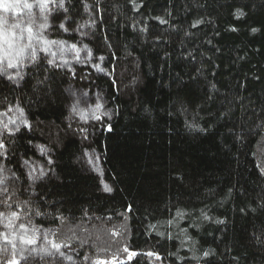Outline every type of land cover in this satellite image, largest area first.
Wrapping results in <instances>:
<instances>
[{
	"label": "trees",
	"instance_id": "1",
	"mask_svg": "<svg viewBox=\"0 0 264 264\" xmlns=\"http://www.w3.org/2000/svg\"><path fill=\"white\" fill-rule=\"evenodd\" d=\"M41 8L45 33L90 58L67 70L40 51L22 79L0 76V129L20 126L0 157V233L39 230L21 253L0 235V264H264V0ZM70 86L100 94L110 117L69 120ZM24 160L46 175L29 179ZM45 233L73 259L40 252Z\"/></svg>",
	"mask_w": 264,
	"mask_h": 264
},
{
	"label": "rangeland",
	"instance_id": "2",
	"mask_svg": "<svg viewBox=\"0 0 264 264\" xmlns=\"http://www.w3.org/2000/svg\"><path fill=\"white\" fill-rule=\"evenodd\" d=\"M48 2L50 3L52 2V0H48ZM42 3L43 0H3V3H0V31H3L6 36H8L12 32L16 33V36L11 37V39L14 41L13 48L9 50L11 52V56L15 58L16 51L19 48H25L22 57L23 63H18L17 67L15 68L7 69L8 74L17 73L19 72V69H21L20 66L28 64L30 60V53L33 51V49L36 50V53L38 55L43 48H47V52H42L49 53L52 57L54 56V62L67 70H71L74 66H76V64L85 63V61H88L90 58L87 51L83 48H72L65 42L60 43L56 41L57 43H48L49 41L54 40H52L45 33V27H42V25L47 24V15L46 17L42 16L43 11L40 6ZM26 5H30V7H27ZM44 5L46 6V4ZM39 20L44 22H37ZM15 25H20V27H14ZM29 26L32 29L31 36H29V33L27 31V28ZM0 44H2V41H0ZM29 44L31 45V47H25ZM3 47L5 49L7 48L6 45H4ZM0 55H2V52H0ZM4 63L6 65L7 61L5 60ZM68 94L71 97L69 120H97L94 119L93 116H99L101 117L100 119H108L110 117V112L106 108L103 97L97 92L90 93L88 89L77 86H70L68 89ZM97 104H100L102 107L97 109ZM73 106H76V112H73ZM79 113H83L87 117V119H81ZM1 125L2 122L0 121V128ZM85 161L92 169H95L98 172L100 171L99 158L95 156L92 150L85 152ZM33 229H36L37 231L33 232ZM6 234H8L7 240L11 242L16 241L17 239L19 240V242L10 244H19L20 246H16V248H22V250L20 251L21 253L24 252V245L26 244L21 239V237L35 238L39 234V230L30 224H24V227L19 228L17 232H13L12 230H10ZM41 239H44L43 248L52 250L50 242H48V244L46 245V240H50L49 234L46 235V238L45 235L42 234ZM55 250L57 251V249ZM58 252H63L66 258L71 257V259H73V250L69 247H60Z\"/></svg>",
	"mask_w": 264,
	"mask_h": 264
},
{
	"label": "snow or ice",
	"instance_id": "3",
	"mask_svg": "<svg viewBox=\"0 0 264 264\" xmlns=\"http://www.w3.org/2000/svg\"><path fill=\"white\" fill-rule=\"evenodd\" d=\"M47 2H48V0H43V3L40 6L43 7V5L46 4ZM0 3H3V0H0ZM26 6L30 7V5H26ZM196 23H200V21H197ZM47 26H48L47 24L42 25V27H47ZM14 27H20V25H15ZM60 27L63 28L64 25L61 24ZM193 27H195V24L193 25ZM65 30H67V29H65ZM27 31L29 33V36H31L32 29H31L30 26L27 28ZM14 36H16V33H14V32H12L8 36H6L3 31H0V41H2V44H0V52H2V55H0V76H7L8 79H15L16 78L15 76L9 75L8 72H7V69L17 67L18 63L22 64L23 63L22 57H23V54H24V51H25L24 47L19 48L16 51V57L13 58L11 56V52L9 50H11L13 48L14 41L11 39V37H14ZM21 38H22V34H21ZM48 43H57V42L56 41H49ZM60 43H63V42H60ZM4 45L7 46L6 49L3 47ZM25 47H31V45L29 44V45H26ZM71 47L75 48V45H72ZM85 47H87V46H85ZM42 51L47 52L48 49L47 48H43ZM53 55H55V54H53ZM77 59H78V56H77ZM101 59H103V58H101ZM5 60L7 61L6 65L4 63ZM39 60H40V57L37 56L36 50L33 49V51L30 53L29 62L30 63H36ZM47 62H48L49 65L54 64V60H48ZM16 76H19L21 79L23 78L20 72H17ZM100 107H102L100 104L96 105L97 109H99ZM17 111H20L21 115L23 114L22 109H17ZM76 111H77L76 106H73V112H76ZM79 114L81 116V119H87V117L83 113H79ZM93 118L98 120L101 117L93 116ZM10 123L15 124V121L12 120V121H10ZM21 123H23L27 127H30V125L28 124L27 120L21 119ZM19 131H20V126L19 125H16L15 129H11V128H9L7 123L3 124L2 129H0V157L6 158L7 155H8L7 145L5 144V138H6L5 137V133L7 134V137H12V136L15 135L16 132H19ZM36 147L38 148V150L42 154L47 155V149H46L45 146L37 145ZM48 163H52V161L49 159ZM23 164L25 166H29L30 167V171L28 172V177L32 181L41 179L42 177H44L46 175V172L44 171L43 168H41L39 170V175L38 176L35 175L37 169L35 167H32L28 160H24ZM12 176L15 177V173H12ZM8 180H9V177L6 174L5 165L3 164L2 161H0V185H5L4 187L0 188V195H7L9 193V189L6 186V182ZM105 190L106 191H111V188L105 186ZM10 198L11 197L8 196V199H10ZM0 203H3L4 205H6L8 207H11V205L8 204L7 200H4V201H2ZM24 203L27 204V201H25ZM35 214L37 216L43 215L39 211H36ZM3 215H4L3 213H0V216H3ZM16 218H18V214L13 212L11 214V218L10 219H16ZM205 218H207V217H205ZM21 227H24V225H21ZM35 231H37V230L33 229V232H35ZM0 235H3L4 238L7 239V236L5 234L0 233ZM44 235H45V238H46L47 234L45 233ZM21 239L27 244H35L36 243V239L35 238L21 237ZM52 247L57 249V251H59L60 245L53 243ZM13 248H15V245H13ZM125 250H127V249H125ZM32 251H35V249H33ZM40 252H42L44 255H52L53 254L48 249H45V248H41ZM59 254L61 256H64L63 252H60ZM150 255H151V253H150ZM204 255L207 256L208 253L205 252ZM24 259H27V257H24ZM67 259H71V257H67ZM84 259L87 260L88 257H84ZM9 264H19V261H17L14 258L12 261L9 262ZM99 264H103V262H99Z\"/></svg>",
	"mask_w": 264,
	"mask_h": 264
}]
</instances>
